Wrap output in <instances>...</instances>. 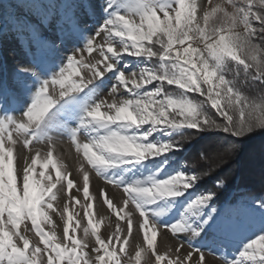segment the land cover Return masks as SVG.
<instances>
[{
    "label": "snow or ice",
    "instance_id": "1",
    "mask_svg": "<svg viewBox=\"0 0 264 264\" xmlns=\"http://www.w3.org/2000/svg\"><path fill=\"white\" fill-rule=\"evenodd\" d=\"M32 8L13 18L32 60L0 76V264H208L221 249L223 264H264V195L216 206V191H195L202 174L180 162L174 139L264 133V0ZM76 37L82 46L42 66L41 52ZM104 206L115 216L106 236ZM162 235L175 241L164 252Z\"/></svg>",
    "mask_w": 264,
    "mask_h": 264
},
{
    "label": "trees",
    "instance_id": "2",
    "mask_svg": "<svg viewBox=\"0 0 264 264\" xmlns=\"http://www.w3.org/2000/svg\"><path fill=\"white\" fill-rule=\"evenodd\" d=\"M253 91L255 94L258 90ZM202 134L203 137L199 139L194 131L176 136L184 145L185 151L179 154L186 166L196 167L197 172L202 174V188L216 191L218 202L227 197L233 200L235 194L239 193L264 194V133L243 140H236L219 131ZM210 139L211 142L204 146ZM220 139L226 140L225 145L218 142ZM192 140L195 141L189 145ZM219 144L224 146L225 152L219 148ZM232 145H236L235 150H230ZM205 153L207 156L202 155ZM251 156L256 157V160L251 161ZM218 180L224 182L223 189L215 187Z\"/></svg>",
    "mask_w": 264,
    "mask_h": 264
},
{
    "label": "rangeland",
    "instance_id": "3",
    "mask_svg": "<svg viewBox=\"0 0 264 264\" xmlns=\"http://www.w3.org/2000/svg\"><path fill=\"white\" fill-rule=\"evenodd\" d=\"M0 2H3V7L6 11L0 12V54H4V68L0 70V76H3L5 79H7L12 71L18 67L27 65L31 60L32 57L29 55H26L27 51V43L24 42L22 39L17 38V31L16 26L13 22V18L16 15L21 16H27V15H36V10L32 8V4L36 3L37 0H0ZM51 3L53 7L58 3V0H51ZM46 32L49 36H55V30L52 27H47ZM85 36L88 35V33L84 34ZM79 41V42H78ZM82 46V40L79 37L72 38L71 40H65L64 41V47L60 49L59 43L57 44V48L59 49L58 52L53 53L51 51H43L40 54V62L42 63V66L45 68L51 67L53 63H59V58L70 54L72 48L74 47H80ZM257 90V89H256ZM250 92H254L253 89L250 90ZM258 92V91H256ZM19 103H23V98L21 97ZM198 137L197 139L203 137L202 133H197ZM174 139L179 140V138L174 137ZM195 140H192L189 142V145L193 144ZM211 142V139L205 142L206 146ZM218 142H220L222 145H225L226 140L220 139ZM219 144V148L222 149L224 152L226 151L224 149V146ZM56 145L57 150L60 152L67 165L69 166V169L73 171L75 174V169L77 167V161L74 149L72 148L71 144L67 141V137H57L56 139ZM261 149V147H260ZM187 150V149H186ZM183 151H185L183 149ZM180 162L184 165L186 163L184 162L182 156L180 154ZM251 161L256 160V157H250ZM102 184V181H98L96 179L93 180V186L90 189L93 193L96 192L97 186ZM205 190H211L210 188H202V185H198V187L195 189L196 192L205 191ZM116 197H119V193H114ZM264 194H247V193H239L235 194L234 199L239 200L241 198H250V197H258ZM233 200H230V197H227L223 201H214V204L218 207H228V202H231ZM96 209V205L94 204V210ZM99 214L105 216V220L101 225V232L106 236L108 232L114 229V222H115V216L113 214H110L106 208V206L99 208ZM86 222V221H85ZM135 243V240H134ZM175 241L165 237L161 236L159 238V244L158 248L159 251L164 252L167 248L174 245ZM236 248V242H233V244L229 245L227 251L232 254L235 252ZM223 249H221L220 252H218L216 255H213L210 252H206V258L208 264H223V260L220 259V256L223 253ZM130 254H134V249H130ZM154 260V258H153Z\"/></svg>",
    "mask_w": 264,
    "mask_h": 264
}]
</instances>
